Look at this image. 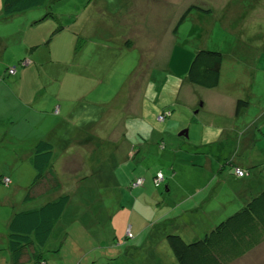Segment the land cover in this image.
Returning a JSON list of instances; mask_svg holds the SVG:
<instances>
[{
    "label": "rangeland",
    "instance_id": "374dc122",
    "mask_svg": "<svg viewBox=\"0 0 264 264\" xmlns=\"http://www.w3.org/2000/svg\"><path fill=\"white\" fill-rule=\"evenodd\" d=\"M80 2L68 0L64 5ZM140 4L143 12L137 20L143 25L136 33H152L157 39L156 43L147 42L146 56L162 51L160 66L153 69L150 65L154 60L150 65L146 62L144 77L139 76L140 82L146 83L139 96L144 104L143 118L122 117L127 132L113 144L114 183L100 186V180L97 183L93 179L97 194L90 204L87 201L84 205L77 196L73 202L83 209L89 205L85 212L90 220L84 223L79 217L66 230L62 250L47 246L43 251L45 264H175L166 242L168 235L181 234L187 243L205 235L202 228L206 224L188 230L197 216V208L191 206L200 208L198 213L207 218L203 222L209 223L208 230L264 189V0H142ZM208 9L211 14H204ZM186 11L189 15L176 27ZM29 18L27 14L14 16L7 24L23 37ZM3 26L0 21V35ZM170 28L171 32L176 28V44L169 72L163 60L167 49L164 37L170 34ZM199 49L222 54L215 95H208L213 89L186 80L189 64ZM131 68L123 72L122 79ZM109 92L117 94L115 87ZM217 100L220 107H215ZM239 100L248 105L236 114ZM165 110L171 112L170 117L157 121ZM183 131H187V137L179 136ZM5 145L10 147L9 143ZM127 145L132 148V157L126 163L123 149ZM4 152L2 157L11 161L14 154ZM236 166L243 168L245 176L234 172ZM159 171L164 180L156 185L153 180ZM103 172L112 182L110 168ZM4 185L10 187V182ZM26 187L16 186L19 190L11 196L15 207L23 204L20 201ZM1 189L0 199H9L10 195L4 194L7 189ZM25 203L28 209L23 210L43 204L39 199ZM2 204L0 222L10 211ZM57 242L52 239L49 245ZM3 252L0 254L4 257ZM232 264H264V242Z\"/></svg>",
    "mask_w": 264,
    "mask_h": 264
},
{
    "label": "crops",
    "instance_id": "0c3cea01",
    "mask_svg": "<svg viewBox=\"0 0 264 264\" xmlns=\"http://www.w3.org/2000/svg\"><path fill=\"white\" fill-rule=\"evenodd\" d=\"M67 1L61 5L55 1L51 7L55 9L54 16L34 26L31 23L40 14L35 11L27 14L30 26L25 28L23 37H18L17 29L7 24L10 18L0 10V21L4 24V33L0 35V189L6 188L4 194L10 195L9 199L7 196L0 199V206L4 201L2 205H8L10 210L0 222V249L5 250L4 257L0 254V264L44 263L39 259L41 251L34 246L15 257L7 249L9 222L15 211L28 209L25 202L33 204L39 199L44 204L58 195H68L69 206L79 207L86 213L89 205L85 209L81 204L76 205L73 201L77 196L84 205L87 201L90 204L93 194H97L94 192L97 180L100 186L114 183L115 138L126 134L125 118L137 121L143 118L144 104L140 103L139 96L146 83H141L139 76L144 77L146 62L150 65L154 60V65H150L153 69L160 66L161 50L146 56L147 42L156 43L154 34L136 33L143 25L137 20L143 12L142 0H82L72 6L64 5ZM59 23H63V29L53 34ZM78 36L85 43L76 50ZM164 39L167 49L163 66L170 72L172 47L176 44L171 28ZM129 42L131 45L127 46ZM25 58L29 63L21 66L19 63ZM8 67H15V76L8 75ZM129 68L122 79L123 72ZM114 87L116 95L109 92ZM217 89L209 90L208 95L217 94ZM214 102L215 107H220V101ZM55 105L59 106L57 114L53 111ZM40 140L53 145L52 166L45 177L33 185L35 172L30 157ZM128 145L123 149L126 163L132 157V148ZM4 151L14 154L11 161L2 157ZM109 168L112 182L108 180V173L104 178L103 170ZM7 177L10 187L2 180ZM88 177L90 182L84 180ZM93 179L97 183L94 184ZM17 185L27 187L20 201L23 204L15 207L11 196ZM191 207L197 208L191 226L197 228L206 224L204 231L209 226L203 222L207 218L199 215L197 204ZM78 219L49 247L62 250L68 235L66 230ZM61 224L58 221L57 227Z\"/></svg>",
    "mask_w": 264,
    "mask_h": 264
},
{
    "label": "trees",
    "instance_id": "16d2710c",
    "mask_svg": "<svg viewBox=\"0 0 264 264\" xmlns=\"http://www.w3.org/2000/svg\"><path fill=\"white\" fill-rule=\"evenodd\" d=\"M60 0H2V13L5 17L13 18L22 14H29L33 11L38 12L39 16L31 23V26L45 21L54 16L55 9L51 7ZM47 8V9H46ZM204 13V12H203ZM204 14H211L207 10ZM189 15L186 11L176 27ZM30 26V25H29ZM63 23L57 26L53 32L56 34L63 29ZM176 31V28L173 32ZM79 37V36H78ZM85 40L79 37L76 42V50L84 45ZM131 43H127L130 46ZM223 62L222 54L218 51L199 49L191 63L189 64L186 80L189 84L203 89L217 88L220 82L221 66ZM28 64V59H21L20 65ZM11 67L7 68L8 70ZM15 68V67H13ZM16 74V69H15ZM9 75V76H15ZM248 105L247 102L237 101L235 113L238 114L241 108ZM59 106L55 105L53 111L57 114ZM54 148L52 143L47 140L38 141L31 151L30 162L35 172L33 185L42 180L52 166ZM232 164L231 161H227ZM236 170L245 171L243 168L235 167ZM154 184H159L164 180ZM10 179L7 177L3 180ZM69 196H59L54 201L42 204L40 207L32 210L15 211L8 225L7 249L15 256H19L23 251L32 246L40 252L39 259L44 262V250L53 239L65 233L66 227L76 218L81 217L84 223H87L89 215L82 213L79 207L69 206ZM89 219V220H88ZM88 220V221H87ZM60 221L61 227H57ZM212 229L204 230L203 238L194 242L187 243L183 240L181 234L168 235L166 237L167 245L171 251L175 264H232L234 261L245 256L253 249L264 242V189L252 197L237 212L227 217L225 220L217 222ZM189 231L196 230L191 226ZM37 264H45L38 262ZM119 264H135L123 262Z\"/></svg>",
    "mask_w": 264,
    "mask_h": 264
},
{
    "label": "built area",
    "instance_id": "2783aa9c",
    "mask_svg": "<svg viewBox=\"0 0 264 264\" xmlns=\"http://www.w3.org/2000/svg\"><path fill=\"white\" fill-rule=\"evenodd\" d=\"M23 64H26V63H23ZM8 74L9 75H14L15 74V68H10L8 70ZM171 113L169 110H166V111H163L160 115H158L156 117V120L159 121V122H162L164 121L165 119H167L168 117H170ZM235 173L238 175V176H242L243 175V171L241 170H236ZM162 175L160 173L157 174L156 176V179H155V182L158 183L160 181H162ZM7 182H10L9 180H5Z\"/></svg>",
    "mask_w": 264,
    "mask_h": 264
},
{
    "label": "water",
    "instance_id": "95a60500",
    "mask_svg": "<svg viewBox=\"0 0 264 264\" xmlns=\"http://www.w3.org/2000/svg\"><path fill=\"white\" fill-rule=\"evenodd\" d=\"M179 136L187 137V131H183L179 133Z\"/></svg>",
    "mask_w": 264,
    "mask_h": 264
},
{
    "label": "clouds",
    "instance_id": "9594fccd",
    "mask_svg": "<svg viewBox=\"0 0 264 264\" xmlns=\"http://www.w3.org/2000/svg\"><path fill=\"white\" fill-rule=\"evenodd\" d=\"M171 113V112H170Z\"/></svg>",
    "mask_w": 264,
    "mask_h": 264
},
{
    "label": "flooded vegetation",
    "instance_id": "af4514ba",
    "mask_svg": "<svg viewBox=\"0 0 264 264\" xmlns=\"http://www.w3.org/2000/svg\"><path fill=\"white\" fill-rule=\"evenodd\" d=\"M194 7V6H193Z\"/></svg>",
    "mask_w": 264,
    "mask_h": 264
}]
</instances>
